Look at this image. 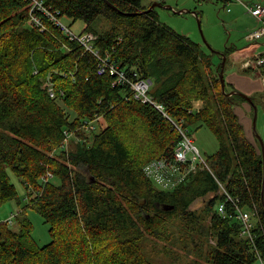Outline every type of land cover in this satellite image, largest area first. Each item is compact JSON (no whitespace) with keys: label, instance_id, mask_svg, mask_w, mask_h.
<instances>
[{"label":"trees","instance_id":"obj_1","mask_svg":"<svg viewBox=\"0 0 264 264\" xmlns=\"http://www.w3.org/2000/svg\"><path fill=\"white\" fill-rule=\"evenodd\" d=\"M44 1L62 18L83 21L80 33L96 32L103 54L151 80L150 94L169 116L189 133L207 126L219 148L206 157L213 173L200 167L173 189L157 186L144 169L173 156L181 140L174 124L129 87L114 85V76L99 74L96 57L57 26L49 23L46 32L30 26L28 2L0 0V205L18 197L10 172L29 193L19 229L0 222V264H152L141 246L146 238L179 239L186 255L198 251L196 262L206 247L212 264H259L264 156L235 108L247 100L229 96L227 80L223 91V57L202 52L161 22L155 8L146 12L142 0ZM51 71L74 74L54 77L55 98L43 87ZM96 117L95 130L81 129ZM69 128L90 143L62 149ZM48 171L54 178L44 184ZM227 195L253 212L254 241L243 234L231 201L227 215L219 213ZM198 200L201 211L192 208ZM29 207L50 225L52 241L44 246L33 239ZM173 225L179 238L167 236Z\"/></svg>","mask_w":264,"mask_h":264},{"label":"rangeland","instance_id":"obj_2","mask_svg":"<svg viewBox=\"0 0 264 264\" xmlns=\"http://www.w3.org/2000/svg\"><path fill=\"white\" fill-rule=\"evenodd\" d=\"M262 3H264V0H142L144 6L155 5L161 22L176 33L197 43L202 48V52L212 53L215 61H218L221 53L226 51L229 55L227 57L226 74L228 64L232 58L241 59L236 66V70L239 71L240 67L242 68L241 64L244 59L257 56L264 50V36L255 41L247 39L250 33L260 28V23L249 12V7ZM63 19L77 33L84 28L83 21L73 22L68 17H63ZM257 47L262 49L259 50ZM243 69L244 71H240L242 74L258 77L263 81L258 73L247 72L245 68ZM251 71L254 70L251 69ZM225 78L227 80V77ZM227 82L229 83V81ZM227 88L231 90L233 88L232 84L229 83ZM237 91L245 94L241 90ZM255 91V94L246 93V95L253 98L257 107L256 128L254 127L256 111L253 110V106L248 101L238 100L235 107L245 124L248 136L252 138L254 143L257 135L264 140V86L259 83V87H255ZM190 136L204 158L215 153L219 148L217 137L207 126L192 127ZM171 175H173L172 171ZM10 177L11 182L17 187L18 197L0 205V222L16 215L11 227L18 230L19 220L24 218L20 211L26 207L25 205L29 201V193L21 177L12 172H10ZM202 206V200H198L194 202L192 208L201 211ZM18 214L19 216H17ZM26 216L33 225V239L40 246L50 243L52 241L49 232L50 225L45 222L43 216L32 207L26 209ZM177 230L178 226H170V232L167 236L176 233V238H179L180 232ZM209 243L214 244L215 240L210 237ZM141 246L152 264H212L207 257L206 247L201 252L202 256L199 258V262H196L194 259L197 258L198 251L186 255L182 250L179 239L176 243L174 240L146 238L141 242Z\"/></svg>","mask_w":264,"mask_h":264},{"label":"built area","instance_id":"obj_3","mask_svg":"<svg viewBox=\"0 0 264 264\" xmlns=\"http://www.w3.org/2000/svg\"><path fill=\"white\" fill-rule=\"evenodd\" d=\"M28 2V23L40 30L41 32H46L48 24L52 23L59 28L62 32L68 35L70 41L76 42L79 46L83 47L85 51H88L96 57L99 61V74H110L114 76V85H125L132 91L133 97L143 103H148L155 106L160 110L165 116L174 124V126L179 130L181 134V140L175 148L174 154L171 158L161 157L150 161L145 166V174L148 178L153 180L157 186L163 189H173L178 184L182 183L190 173L197 171L200 167H206L212 172L209 164L206 161L198 149V147L193 143L190 133L188 130L182 128L172 117L167 113L165 106L162 103L157 102L150 94L151 81L149 79L141 78L138 72L132 70L128 71L121 66L112 58L110 53L103 54L97 47L96 42L98 41V34L96 32L87 31L83 33H77L73 31L68 24H66L63 18L60 16L59 11L53 9V7L46 4L44 0H25ZM249 12L256 17L260 23V28L256 29L254 32L250 33L247 37L250 41H255L264 36V3L258 4L253 7H249ZM1 35V33H0ZM65 47V46H64ZM67 50L68 47H65ZM242 68L252 69L258 71L260 76L264 81V57L261 54L257 56L246 58L242 61ZM39 70L34 69V74H38ZM56 75L67 76L74 75L73 72H62L51 71L44 79L43 87L47 89L51 97H57V88L54 77ZM63 94V90L61 92ZM97 117L92 120H85L82 122L81 129L87 133H91L96 129ZM77 130H72V128L66 129L64 131L65 138L62 143V149L69 150L72 144H80L82 142H87L88 138L77 134ZM91 140V139H90ZM90 143V141L88 140ZM87 142V143H88ZM171 171L172 174L171 175ZM213 173V172H212ZM176 175V176H175ZM214 175V174H213ZM175 176V177H174ZM54 178V174L48 171L41 179L42 183H48ZM222 187L223 185L220 184ZM231 201L232 205L235 207L237 215L236 217L240 220L242 224L243 234L247 236L251 241H254L253 237V212L244 209L238 199H234L227 195V200L219 204V213L225 217L227 215V202ZM16 215L10 217L7 223L12 226L14 223V218ZM260 263L264 264V259L260 257Z\"/></svg>","mask_w":264,"mask_h":264},{"label":"crops","instance_id":"obj_4","mask_svg":"<svg viewBox=\"0 0 264 264\" xmlns=\"http://www.w3.org/2000/svg\"><path fill=\"white\" fill-rule=\"evenodd\" d=\"M257 49L261 50L262 48L257 47ZM261 52L264 53V50ZM261 52H260V54H262ZM239 60H241V59L237 60V59L232 58L230 60V63L228 64V72H227L225 77H227V81H229V83L232 84L233 90H241L244 93L255 94V92H256L255 87H259V83L262 86H264V81H262L258 77L255 78V77H252L249 75L242 74L240 71H244V69L241 67H240L239 71H237L236 66H237V62ZM251 72L252 73H258L260 75V73L258 71L254 70ZM240 118H241V116H240ZM241 120H242V118H241ZM242 122H243V120H242ZM243 124H244V122H243ZM246 132H247V130H246ZM247 134H248V132H247ZM249 139L252 140V138H250V137H249Z\"/></svg>","mask_w":264,"mask_h":264},{"label":"water","instance_id":"obj_5","mask_svg":"<svg viewBox=\"0 0 264 264\" xmlns=\"http://www.w3.org/2000/svg\"><path fill=\"white\" fill-rule=\"evenodd\" d=\"M111 5V4H110ZM160 5V3H159ZM114 7V6H113ZM155 8V5H152L150 6L149 9H147L146 12H150L151 10H153ZM181 12V11H180ZM221 56L223 57V60H222V68H221V72H220V78H221V82H222V88H223V91L225 92L226 91V78H225V66H226V63H227V56L224 54V53H221ZM151 81V80H150ZM152 82V81H151ZM234 94H238L239 96L243 97L244 99H246L252 106L253 108L255 109L256 113H255V117H254V127L256 128V121H257V107L254 103V100L253 98H251L250 96L243 94L237 90H233L232 92H229L228 95L229 96H232ZM257 139L258 141L260 142V145L262 147V152H263V156H264V140L261 136L257 135ZM264 161V160H263ZM262 198H263V202H264V189H263V195H262ZM165 210H170V209H173L174 206H164L163 207Z\"/></svg>","mask_w":264,"mask_h":264}]
</instances>
